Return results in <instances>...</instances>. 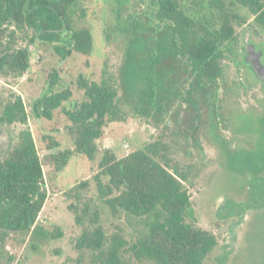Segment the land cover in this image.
I'll return each mask as SVG.
<instances>
[{"label":"rangeland","instance_id":"rangeland-1","mask_svg":"<svg viewBox=\"0 0 264 264\" xmlns=\"http://www.w3.org/2000/svg\"><path fill=\"white\" fill-rule=\"evenodd\" d=\"M211 1L178 0L186 11L194 12L198 17L204 14L217 18ZM221 1L225 2L227 10L236 13L231 17V24L237 40L249 31L264 46V25L255 20L257 12L238 2L230 6L229 0ZM258 2L264 6V0ZM156 10L157 4L152 0H79L72 25L76 29L89 30L91 48L85 53L72 49L64 58L55 51L53 43L37 37L31 40V29L27 34L16 32L12 46L28 48L30 65L21 76L0 75V114L8 101L19 95L28 118L24 124L0 122V159L18 140L20 131L29 129L42 163L47 198L30 231L9 232L5 236L0 232V264H76L82 255L75 246L82 226L75 223L74 216L76 207L79 211L84 202L90 203V212L95 208L98 210V223L107 233L119 231L128 240L142 234L146 229L142 219L111 213L109 206L99 197L95 176L106 150L121 158L157 139L169 145L168 155L186 175L184 185L188 188L193 208L190 221L213 233L217 239L204 264H264V181L258 176L264 175V102L262 111L249 109L244 113L245 118H239L240 113L233 107L235 104L240 111L247 104H254L252 98L260 93V89L251 84L246 91L240 88L233 91L229 99L232 107L227 109L230 118L226 121L227 124L231 122L236 131H233L232 139L226 142L220 139L219 144L210 137L212 133L207 129L199 136L197 142L200 146L193 145L190 139L185 141L180 128L176 127L179 107L175 101H171L161 122L135 113L136 95L129 92L121 80L127 39L132 35L130 19L133 17L143 23L144 27L138 29L140 33L145 29L141 36L151 35L149 30L153 25H163L156 18ZM209 10L211 13L206 14ZM13 28H3L0 40L4 35L6 40L8 31ZM67 34L63 32L62 37ZM61 42L66 45V38ZM234 52L237 53L233 50L229 59L223 61L228 77L233 76L236 66ZM174 61L163 57L159 66L167 68ZM54 70L57 78L50 84ZM80 76L89 81L105 82L114 88L115 99L126 119L103 127L102 134L96 139L97 151L93 159L74 149L63 168L56 170L54 158L48 154L41 136H55L60 143L52 151L56 154L66 148L73 149V136L69 130L71 122L57 110L51 120L37 118L32 104L43 95L65 88L71 91V100L79 101L83 97V90L78 85ZM218 93L222 94L221 91ZM64 105L70 108L69 102ZM221 118L217 120L222 121ZM216 125L215 135L225 139L231 136L228 125L218 122ZM100 177L103 181L108 179L105 175ZM82 181L86 184L80 185ZM57 231L61 232L60 235L56 234ZM139 264L155 263L146 260Z\"/></svg>","mask_w":264,"mask_h":264},{"label":"trees","instance_id":"trees-1","mask_svg":"<svg viewBox=\"0 0 264 264\" xmlns=\"http://www.w3.org/2000/svg\"><path fill=\"white\" fill-rule=\"evenodd\" d=\"M79 0H0V31L14 27L0 40V75L21 76L29 65L27 47H14L16 32L53 43L55 51L63 58L74 49L87 52L92 38L88 29L73 28L72 18ZM157 4L156 15L165 26L162 36L154 40V48L145 39L131 35L125 51L122 81L129 92L136 95L135 113L163 121V113L170 103L168 96L176 94L172 82H164L159 66L161 59L178 53L187 57L197 69L198 77L208 73L211 65L214 77L220 72L217 58L220 46L233 38L231 17L236 13L226 9L225 2L212 0L215 23L200 14L194 20L178 0H152ZM238 2L249 6L253 12L264 16L263 3L258 0H229L230 6ZM210 10L206 14H210ZM261 20H264L262 18ZM67 32L62 37L63 32ZM66 38L65 43L61 42ZM138 47V48H137ZM213 57V59H212ZM55 82L57 72L50 75ZM53 78V79H52ZM52 79V80H51ZM78 85L83 90L79 101L71 100L68 88L43 95L32 104L37 118L51 120L54 111H60L70 120L73 149L66 148L59 154L52 152L59 147L54 135L43 134L48 154L54 158L55 169H62L73 150L93 159L96 139L103 127L110 122L124 121L126 114L120 108L116 90L105 82L86 80L80 76ZM71 100V101H70ZM65 102H69L70 108ZM165 111V112H164ZM23 101L17 95L9 100L0 114V122H27ZM165 123V121H164ZM169 145L157 139L118 158L111 150L101 157L97 173V191L113 215L143 220L145 231L128 240L119 231L107 233L98 223V210L90 212V203L76 207L75 223L82 226L75 246L81 251L76 264H139L150 261L155 264H204L206 256L215 248V235L190 221L193 219L186 175L168 155ZM49 156V157H50ZM101 175L108 177L107 181ZM86 184L82 181L80 185ZM47 198L42 163L29 129H22L18 140L0 159V232H28L35 225L37 216ZM60 231L56 234L60 235ZM86 258L83 259L84 255ZM133 260V261H131Z\"/></svg>","mask_w":264,"mask_h":264},{"label":"flooded vegetation","instance_id":"flooded-vegetation-1","mask_svg":"<svg viewBox=\"0 0 264 264\" xmlns=\"http://www.w3.org/2000/svg\"><path fill=\"white\" fill-rule=\"evenodd\" d=\"M190 16L193 17L195 21L199 18L198 15ZM208 17L210 18V16ZM156 18L159 22L163 23V25L160 26V29L158 24L151 27V24L149 23L148 26L149 28L151 27L149 33H152L151 35L148 34L149 36H141V33L145 32V29L141 33L138 31L139 28L144 27L142 22H138L133 17L130 19V33L132 36L135 35L145 39L147 45L152 48H154V40L159 36H162L164 32L162 27L165 26L164 21L159 19L157 15ZM262 18H264V16L262 17L261 14L256 13L255 20L264 25V20H261ZM214 23L215 15L210 18V27H212ZM149 28H147V30ZM235 35L236 33H234L231 40L225 41L224 44L220 46L221 53L217 58L220 72L217 77H214L211 65L208 66V73L202 74L198 77L197 69H195L186 56L183 57V55L178 53L176 56H170L169 54L164 57L175 59L174 63L172 62L169 66L167 65V68H161V70L164 73V82H168L167 84L172 82L175 90L177 91L176 94H170L168 96L170 103L171 101H175L176 106L179 107V112H177L178 114L176 113V119L178 118L176 127L177 129L180 128V133L182 134L183 139L185 141L190 139L193 145H199L197 141L199 136L203 134L204 129L205 131L206 129L209 130L210 134L212 133L210 137L217 140L216 144H219L218 140L220 139L224 142L232 139L231 137L233 136V131L236 130L231 127V122L230 124H227L226 119L229 117L227 109L232 107V104L229 103V99L233 96L232 93L236 89L240 88L243 91H246L251 84L258 86V89H260V93L252 98V102L254 101V104H247L244 109L240 111L235 104L233 105L235 110H238L240 113L239 118H245L244 115L246 114L244 113L250 111L249 109L257 112H260L263 109L264 46L261 45L260 41L255 40V36L252 32L246 31L240 40H237ZM129 39H131L130 36L127 39V45L129 42H135V38L133 41ZM233 50L237 51V53H233V56L235 55L233 57V61L237 67L235 66L234 68L233 76L231 75V77H228L225 68L226 66L223 61H225V59H229V54L232 53ZM218 91H221L222 94L219 95ZM170 103L167 106L168 109H170ZM174 112H176L175 109ZM220 118L222 121H218ZM217 122L218 124L221 123L226 126L228 125V129L231 130V136H228V139L221 137L219 134H214V130L218 128L216 125ZM258 176H260V178L264 181V175L258 174Z\"/></svg>","mask_w":264,"mask_h":264}]
</instances>
